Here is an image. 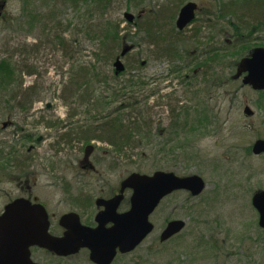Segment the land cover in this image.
Returning a JSON list of instances; mask_svg holds the SVG:
<instances>
[{
	"label": "rangeland",
	"instance_id": "1",
	"mask_svg": "<svg viewBox=\"0 0 264 264\" xmlns=\"http://www.w3.org/2000/svg\"><path fill=\"white\" fill-rule=\"evenodd\" d=\"M0 1L7 2L0 19V84L11 78L4 58L12 57L14 50L25 44L28 65L36 66L40 76H24L23 90L39 80L41 97L30 109L21 110L10 97L16 87L12 84L0 89V214L11 200L29 196L39 198L54 216H62L77 208L66 195L74 193L93 200L94 208L80 212L87 215V221H94L95 200L107 192L108 186L104 188L103 183L118 187L132 173L198 175L206 182L204 192L192 197L180 191L165 199L151 217L154 232L114 264H264V230L252 205L255 192L264 190V157L252 153L254 142L264 139V92H256L234 77L236 63L254 47H264V29L256 31L251 39L248 30H243L241 41H237L229 24L236 21V16L226 15L219 22L214 20L222 31L218 43H213L214 30L201 28L206 38L196 44L190 38L191 52L169 62L155 58L144 34L124 19L125 14L150 13L143 19L145 25L155 11L171 6L174 11L168 22L173 26L180 8L193 1L203 8L197 14L198 23L205 13L212 12L214 3L227 8L242 0H109L110 7L104 12L95 0ZM58 23L63 30L58 29ZM197 23L184 30V36L192 37ZM115 25L118 48L111 60L99 62L94 54L100 46V28L106 32ZM252 26L250 23V31ZM95 27L99 34L92 37ZM55 35L66 41L67 57ZM124 37L126 47L133 44L136 48L122 57ZM41 42L38 48L32 47ZM213 46L223 51L207 70L203 63L210 58L200 59L199 53ZM118 58L126 71L116 76L113 63ZM190 58H198L197 64H189ZM13 59L18 62L19 55ZM84 67L88 76L83 81L91 83L89 90L96 89L88 99L103 98L102 105L88 108L85 117L86 108L67 106L60 96L77 92L73 88L63 93V85ZM135 73L144 76L147 83L136 95L139 104L128 106L123 98L110 102L111 90ZM247 106L253 111L250 117L245 115ZM72 112L78 115L71 116ZM108 114L124 124L143 114L150 126L147 139L119 156L106 143L81 141L71 145L73 142L60 139L65 127L70 134L78 126H87L102 135V129L97 133L95 128L106 122ZM90 171H96L93 179L88 177ZM173 220H184L186 228L161 243V232ZM41 260L42 264H93L87 252L65 260L48 255Z\"/></svg>",
	"mask_w": 264,
	"mask_h": 264
},
{
	"label": "water",
	"instance_id": "2",
	"mask_svg": "<svg viewBox=\"0 0 264 264\" xmlns=\"http://www.w3.org/2000/svg\"><path fill=\"white\" fill-rule=\"evenodd\" d=\"M4 8L5 3H0V18ZM197 8L194 2L182 7L177 20L180 30L194 21ZM125 18L130 23L134 20L133 15L125 14ZM131 49L124 48L122 56ZM115 66L117 73L125 70L120 59ZM242 74H245L244 85L264 91V48L254 49L249 57L241 60L237 77ZM245 113L247 116L252 115L249 107L245 108ZM252 152L257 156L264 155V139L254 143ZM205 188L204 179L198 175L179 177L165 171H157L152 175L131 174L123 181L120 195L111 200H97V205L104 207V210L96 216V228L82 226L76 214L64 216L62 225L68 227V232L62 239L48 235L47 214L43 206L32 205L23 198L17 199L8 204L0 215V264H34L30 258V247L34 245L60 256L75 254L87 248L91 251L93 262L111 264L118 251L122 254L132 252L153 232L150 216L165 197L176 191H186L197 197ZM125 190L132 191L130 210L119 213ZM252 204L259 214V226L264 229V191L254 194ZM109 224L112 226L107 227ZM185 226L183 220L169 222L161 235V242L178 235Z\"/></svg>",
	"mask_w": 264,
	"mask_h": 264
},
{
	"label": "trees",
	"instance_id": "3",
	"mask_svg": "<svg viewBox=\"0 0 264 264\" xmlns=\"http://www.w3.org/2000/svg\"><path fill=\"white\" fill-rule=\"evenodd\" d=\"M95 1L97 8H99L102 12L108 10V8L110 7L109 0ZM227 6L228 7L225 8L222 6H218V4L214 3L212 7V13H205V16L209 15L208 18H205L197 23V25L192 31V37L184 36L186 35V33L184 34L183 32H179L178 30H176L175 24L171 26V23L168 22L170 18V13L174 11L171 9V6H164L160 10L155 11L156 15L148 24L143 25V19L145 15H149L150 13H146L141 17L135 18L134 22L131 23L129 26L131 28H137L139 32H142L144 34L147 44L150 45L151 48H153L152 51L153 56L155 58H160L161 61L167 60L171 62V60L183 58L187 56L186 53L191 52L190 50H192L191 48L193 46L191 40L194 41V43L196 44V41L198 39L206 38L203 37L205 33L200 32L201 28L205 27L207 29H211V31L214 30L215 33L213 38H216V29H219V24H217L216 26L214 19L219 21L220 19H222V17L225 18L226 15H235L236 21H229V24L232 30L234 31L235 35H237V41H241L240 36L243 33V30H248V39H251L256 31L258 32L264 29V0H242V2L240 3H230ZM250 23H252L253 25L251 31L249 29ZM198 24L205 25L201 27L200 25L198 26ZM213 25L215 26V28H213ZM89 26L90 25H87V29L89 28ZM115 26L117 27H108L106 29V32L104 28H100V46L97 52L94 54L96 60L99 62L104 61L105 59L111 60L112 56L114 55L113 52L116 51V48H118V43L116 42L119 41V31L117 30L118 25ZM57 27L58 29L63 30L60 23H58ZM89 31L92 34L91 28H89ZM96 31L97 28L95 27V34L92 37H95L97 36V34H99L96 33ZM54 37L58 46L65 49L64 56L67 57L69 55V50L68 46H66V41L59 36L55 35ZM210 39L212 40V37H210ZM41 44L42 42L39 43L38 46L36 45L32 47L38 48L39 46H41ZM18 48L19 49L14 50V54L12 55V57L10 56L9 58H4L8 63L6 61L1 62H6L7 68L9 69V71H11V78H9L7 82L0 84V89L2 88V86H11L13 84L16 88L11 91L10 97L16 103L18 109L28 110L32 107L34 103L38 102L41 99V97L39 96V80L38 84H32L30 87H27L23 90L22 78L24 76H35L38 79L40 73L38 72L36 66L28 65V46L22 44L18 46ZM213 48H216V50H214ZM199 50L200 49H196L195 51ZM222 51L223 49H217V47L214 46L209 47L206 50L201 49V53H199V58H210L208 62L203 63V66L207 67V70L211 69L212 63H216L217 60H219L215 56H218V54H220V52ZM194 53L196 52H193L192 54ZM14 55H19L20 59L18 62L14 61ZM190 56L192 55L190 54ZM190 60L191 61H188L189 64L195 63L196 65L198 58H190ZM238 62L236 63V65L238 64ZM70 69L73 71L75 70L73 66H71ZM78 70L79 73H76L75 75H70L68 77L67 83L63 85V93L73 88H77V92L69 93L68 91L66 92L67 94L65 95V97H63L62 95L60 96L63 100V103L67 106L74 107L77 105L79 108H86V111L83 114V116L85 117V114H89L88 108L97 105H102L101 101L103 98L93 100L88 99L89 96L90 98H92L91 92L96 93V89L92 91L89 90V86L91 85V83L89 85V83L87 84L85 81H83V79L87 78L88 76L86 68L84 67ZM172 72L173 71H171V74ZM180 72L181 71H179L178 73ZM203 73L204 75L209 74L208 71H203ZM78 75L79 77L77 78ZM144 80L145 77L141 74L135 73L130 75V77L124 81L125 83H119V85H117L115 89L111 90L110 102H113L117 99L122 100L123 98L122 101H127L128 106L135 107L137 104H139V101L136 100L138 99L136 95L138 94L139 89L147 85ZM115 83L116 82H114V84ZM105 86H108V84H105ZM176 111L179 110H173L172 112L176 113ZM70 115L75 116L78 115V113L72 112ZM140 115L141 116L138 117L134 116L131 120L124 124L121 122L120 119L116 117L111 118V116L108 114L106 117H104V119L106 120L105 123H103L100 127H94L97 133L102 129V135H96L94 130L91 128H87V126H84L85 129H83L81 126H78L76 132L70 134V130L65 127L66 130L60 133V139L68 143L73 142L71 145H74V143L78 144L81 141L83 143H89L91 141H99L102 143H106L119 156L124 153L127 149L136 147L137 145H139V143L142 144L147 139L150 126L148 125L147 119L143 117V114ZM175 124L176 126L179 125L177 123Z\"/></svg>",
	"mask_w": 264,
	"mask_h": 264
},
{
	"label": "flooded vegetation",
	"instance_id": "4",
	"mask_svg": "<svg viewBox=\"0 0 264 264\" xmlns=\"http://www.w3.org/2000/svg\"><path fill=\"white\" fill-rule=\"evenodd\" d=\"M202 9L203 8H201L198 5V11H197L198 15L200 13H202L201 12ZM208 10H206V11L208 12ZM205 18H208V16L206 15ZM210 18H212V17H210ZM195 23H197V21ZM215 25L217 26V23L216 22H215ZM221 34H222V31L220 29H216L215 36L217 35V37L216 38H213V43H215L216 41L218 43V41L221 38ZM214 50H216V48ZM248 55H249V52L245 55V57H247ZM103 186H104V188H106L108 186L107 187L106 195H104V197L102 198L104 200H111L112 198H114V197H116L117 195L120 194V190H121L120 183H118V185H117L118 187L113 186L112 184H110V182L103 183ZM71 194H73V196H71ZM66 195L69 196V198L71 200L70 203H73V204H75L77 206V208L75 210H72V211L69 210L66 214H68V213L78 214L79 219H80V224L82 226H84V227H90V228L96 227L97 224H96L95 218H96L97 214L100 213L103 210V207H98L95 204V206H96V214H95V217H94V221L92 219L90 221H87L86 220L87 215L82 214L81 212H83V213L86 212V211L89 212V210L91 208H94V206L92 205V201L93 200L91 198L89 199L88 195H86L85 198H83L82 196H79L78 194H74V193H67ZM124 196H125V199H124L125 202H123L122 206L120 207V212L128 211L129 208H130V205L128 204V199H129L128 196H131V191L126 190L125 193H124ZM167 198H165V199H167ZM36 199H38V198L32 197L31 200L34 203L35 202L41 203L46 208V210L48 212V227H49L48 233H49V235L51 237H53V238H62V237H64L65 236V233L68 230V227L67 226L65 227V226L62 225V219H63V216L66 215V214H63L62 216H54L50 212L48 206L44 202L40 201L39 199H38V201H35ZM95 202H96V200H95ZM73 224H70V225L72 226ZM81 252H87L89 254V250H87V249H82L79 253H81ZM46 255H48V256H50V257H52L54 259H57V260H65V259H69V258H72V257L75 256V255L67 256V257H65V256H58L57 254H55L53 252H50V251H48L46 249L39 248L37 246L31 248V258H32L33 262H35L37 264H42V262H41L42 260L41 259L44 256H46ZM125 256L126 255H120V256H117L116 259L118 257H125ZM116 259L113 261L112 264H114V262L116 261Z\"/></svg>",
	"mask_w": 264,
	"mask_h": 264
}]
</instances>
